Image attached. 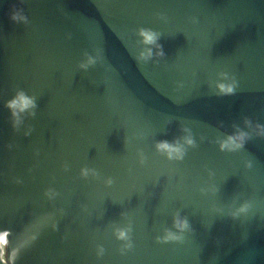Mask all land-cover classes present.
Returning <instances> with one entry per match:
<instances>
[{
    "label": "water",
    "instance_id": "1",
    "mask_svg": "<svg viewBox=\"0 0 264 264\" xmlns=\"http://www.w3.org/2000/svg\"><path fill=\"white\" fill-rule=\"evenodd\" d=\"M140 27L164 56L137 60ZM18 91L36 107L13 127ZM245 120L264 125V0H0V264H264V136ZM237 127L244 147L220 151ZM182 137L180 161L153 147ZM177 213L190 231L157 242Z\"/></svg>",
    "mask_w": 264,
    "mask_h": 264
},
{
    "label": "clouds",
    "instance_id": "2",
    "mask_svg": "<svg viewBox=\"0 0 264 264\" xmlns=\"http://www.w3.org/2000/svg\"><path fill=\"white\" fill-rule=\"evenodd\" d=\"M9 19L13 22H25L26 17L22 14L20 10L13 11ZM136 35L139 38V43L143 45L141 51L136 55L139 61H148L153 59V57H162L164 52L162 46L158 43L159 33L151 28L140 27L136 30ZM97 62V58L90 56L87 53L83 54V60L77 65L79 69L87 70L89 67L93 66ZM217 90L222 95H229L233 92L232 86H226L223 83L217 84ZM4 106L9 110V114L12 117L13 127L17 125L18 115L20 113L28 112L29 115L34 114L31 110L36 107L35 101L32 97L25 95L23 91H18L12 98L5 101ZM245 126L252 128L254 127L255 134L257 136H264V125L256 124L252 125L250 121H244ZM249 138V133L237 127V129L227 135L223 140L218 142V148L220 151L234 152L241 150L244 147L245 141ZM182 142L180 141H168V140H157L154 142V149L157 153L161 154L167 161H180L183 159L185 154V145L191 146L193 141L190 137H182ZM138 163L143 165L145 162V157L142 152L137 151ZM248 167L251 165L248 164ZM65 170H67L65 166ZM79 177L81 179L88 178H100L99 173L96 169L83 166L79 169ZM103 183L106 185H111L113 180L109 177L104 179ZM204 191V189H201ZM46 196H54L55 193L51 190L45 192ZM252 205L249 200H241L230 213L231 218L237 219L247 213H249ZM55 227V226H53ZM190 231V224L186 218L181 216L179 213L173 216L172 228L164 229L160 235L156 237L157 242L168 243V242H182L184 239V233ZM131 227H114L112 234L117 241L121 242L120 254L123 255L125 252L132 249V243L130 238ZM6 234H0V261H3L4 257L2 255V247L5 243L4 236ZM95 253L97 258L101 257L104 253V248L100 245L96 246ZM6 264V262H5Z\"/></svg>",
    "mask_w": 264,
    "mask_h": 264
},
{
    "label": "bare ground",
    "instance_id": "3",
    "mask_svg": "<svg viewBox=\"0 0 264 264\" xmlns=\"http://www.w3.org/2000/svg\"><path fill=\"white\" fill-rule=\"evenodd\" d=\"M4 240H5V238H4ZM5 247H6V240H5V243H4L3 247H2V252L5 250Z\"/></svg>",
    "mask_w": 264,
    "mask_h": 264
},
{
    "label": "rangeland",
    "instance_id": "4",
    "mask_svg": "<svg viewBox=\"0 0 264 264\" xmlns=\"http://www.w3.org/2000/svg\"><path fill=\"white\" fill-rule=\"evenodd\" d=\"M6 253V252H5ZM7 258V256H5Z\"/></svg>",
    "mask_w": 264,
    "mask_h": 264
}]
</instances>
